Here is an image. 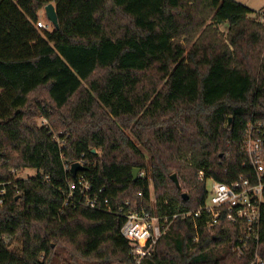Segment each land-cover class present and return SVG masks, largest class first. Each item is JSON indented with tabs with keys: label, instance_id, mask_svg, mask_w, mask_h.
Listing matches in <instances>:
<instances>
[{
	"label": "trees",
	"instance_id": "trees-1",
	"mask_svg": "<svg viewBox=\"0 0 264 264\" xmlns=\"http://www.w3.org/2000/svg\"><path fill=\"white\" fill-rule=\"evenodd\" d=\"M51 1L60 26L40 29ZM261 119L264 21L239 0H0V264H134L125 213L199 208L201 171L252 177L243 145ZM81 174L97 207L63 208ZM239 231L171 217L142 264H249L232 249Z\"/></svg>",
	"mask_w": 264,
	"mask_h": 264
},
{
	"label": "built area",
	"instance_id": "built-area-1",
	"mask_svg": "<svg viewBox=\"0 0 264 264\" xmlns=\"http://www.w3.org/2000/svg\"><path fill=\"white\" fill-rule=\"evenodd\" d=\"M260 19L264 21L262 15H260ZM37 27L51 30L54 25L51 21L40 18L37 21ZM40 124L47 125V118H41ZM58 141L64 145L59 138ZM243 147L254 171L253 176L241 177L228 184L212 177L206 178L205 173L201 171L200 179L205 180L208 194L205 202L199 208L170 216L160 215L156 206L154 212L136 206L125 213L121 234L130 242L134 264H142L152 254L160 237L170 231L171 217L178 216L193 218L196 226L201 220L211 230L218 227L224 228L227 222L238 224L240 231L233 245V252L241 258L248 259L249 264H264V257L260 253L264 214V119L249 125ZM27 169H31L32 172L28 171L20 175L19 171H15L17 177L27 179L39 175L44 181L49 180V176L44 172L34 168ZM65 169L72 170V166L65 165ZM147 175L149 174L146 171L139 172L141 177ZM149 178L150 198L155 205L153 181L150 175ZM208 182H210V188H208ZM91 190H93V184L85 175H79L77 181L71 182L65 193L63 208L77 205L96 208L97 200L96 197L90 196ZM4 193L5 190L1 189L0 195ZM139 195L144 196V192L141 191ZM2 203L3 200L0 198V204Z\"/></svg>",
	"mask_w": 264,
	"mask_h": 264
},
{
	"label": "water",
	"instance_id": "water-1",
	"mask_svg": "<svg viewBox=\"0 0 264 264\" xmlns=\"http://www.w3.org/2000/svg\"><path fill=\"white\" fill-rule=\"evenodd\" d=\"M45 13H46L47 19L53 23L54 27L59 28V26H60L59 25V17H58L57 9H56V6L54 3L50 2L45 6ZM82 169H84V167L80 163H74L72 165V172H73L74 176H76L78 170H82ZM139 172H140L139 168L134 169V171H133L134 179H138ZM171 178L178 186L180 185V182H179V179H178L176 173H173L171 175ZM183 195L186 196L187 193H184Z\"/></svg>",
	"mask_w": 264,
	"mask_h": 264
},
{
	"label": "rangeland",
	"instance_id": "rangeland-1",
	"mask_svg": "<svg viewBox=\"0 0 264 264\" xmlns=\"http://www.w3.org/2000/svg\"><path fill=\"white\" fill-rule=\"evenodd\" d=\"M240 1L246 3L247 5H249V7H251L255 12H259V15H262L263 18H264V0H240ZM40 16H41V18H45L46 17V13H45L44 10L40 12ZM221 30L226 32L227 31V26L225 24H222L221 25ZM28 171H31V169L24 168L21 171H19V174L23 175V174H25ZM208 188H210V182H208ZM13 244L16 247L21 248V243H20L18 238L15 239ZM62 258L63 259L60 260V261L57 260L58 264H70V260L68 258H66V256L62 257Z\"/></svg>",
	"mask_w": 264,
	"mask_h": 264
},
{
	"label": "crops",
	"instance_id": "crops-1",
	"mask_svg": "<svg viewBox=\"0 0 264 264\" xmlns=\"http://www.w3.org/2000/svg\"><path fill=\"white\" fill-rule=\"evenodd\" d=\"M240 1V0H239ZM241 2V1H240ZM242 3H244V2H242ZM245 5H247L246 3H244ZM247 6H249V5H247ZM251 8V7H250Z\"/></svg>",
	"mask_w": 264,
	"mask_h": 264
}]
</instances>
